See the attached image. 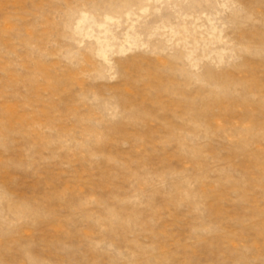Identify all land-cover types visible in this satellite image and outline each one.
I'll return each mask as SVG.
<instances>
[{"label":"rangeland","instance_id":"rangeland-1","mask_svg":"<svg viewBox=\"0 0 264 264\" xmlns=\"http://www.w3.org/2000/svg\"><path fill=\"white\" fill-rule=\"evenodd\" d=\"M0 264H264V0H0Z\"/></svg>","mask_w":264,"mask_h":264}]
</instances>
